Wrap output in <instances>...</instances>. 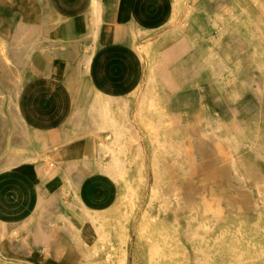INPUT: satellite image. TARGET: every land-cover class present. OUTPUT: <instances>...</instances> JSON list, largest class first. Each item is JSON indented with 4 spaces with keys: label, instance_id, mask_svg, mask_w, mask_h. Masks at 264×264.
Returning a JSON list of instances; mask_svg holds the SVG:
<instances>
[{
    "label": "crops",
    "instance_id": "obj_1",
    "mask_svg": "<svg viewBox=\"0 0 264 264\" xmlns=\"http://www.w3.org/2000/svg\"><path fill=\"white\" fill-rule=\"evenodd\" d=\"M189 6L198 0H0V220L39 217L34 264L74 262L65 248L84 236L87 211L124 191L111 168L132 162L133 182L150 166L147 146L118 144L123 109L134 111ZM13 121L25 127L10 131Z\"/></svg>",
    "mask_w": 264,
    "mask_h": 264
},
{
    "label": "rangeland",
    "instance_id": "obj_2",
    "mask_svg": "<svg viewBox=\"0 0 264 264\" xmlns=\"http://www.w3.org/2000/svg\"><path fill=\"white\" fill-rule=\"evenodd\" d=\"M223 4L234 16L222 12ZM179 16L167 34L165 54L146 73L138 91L139 103L134 111L125 105L128 124L117 137L118 144L125 138L129 150L147 146L150 166L144 161L135 168L133 182L127 181L132 162L129 167L111 168L124 191L111 207L87 215L94 236L91 240L81 236L65 248L67 259L72 256L74 261L67 264H264V0H198V6L184 7ZM228 54L236 76L225 77L223 88L218 89L210 63L219 69L218 60ZM195 58L203 65L199 75L193 70ZM197 84L203 86L207 103L205 127L230 145L237 171L257 205L255 210L233 211L225 204L221 210H204L201 196L207 190L201 188L195 170L189 198L172 183L174 172L180 177L183 167L170 145L181 137L190 140ZM214 118L220 119L218 126ZM13 122L8 129L21 130L20 121ZM124 130L133 135L127 139ZM234 138L245 144L237 146ZM249 141L258 142L259 148H249ZM134 156L137 163L138 155ZM193 205H201L199 218L208 226L189 217L196 209ZM176 214H183L181 222ZM38 218L20 223L0 220V264H34L30 238ZM199 233L204 241L198 242L202 250L195 251L191 241Z\"/></svg>",
    "mask_w": 264,
    "mask_h": 264
},
{
    "label": "bare ground",
    "instance_id": "obj_3",
    "mask_svg": "<svg viewBox=\"0 0 264 264\" xmlns=\"http://www.w3.org/2000/svg\"><path fill=\"white\" fill-rule=\"evenodd\" d=\"M221 7L222 12L228 11L231 16H234V13L231 9H228L227 6H224L223 4ZM230 59L229 54L226 59H219L217 62L219 64V69H216L212 66V63H210L214 85L217 86L218 89L223 88L225 77L232 79L236 76V71L230 65ZM194 61L195 67L193 70L199 75L203 69V65L198 58H195ZM197 85V104L194 112L195 123L192 128H189L187 135L190 140L189 142H186L184 137H181L178 142L174 141L172 145H170V147H174L177 152V158L181 159L183 167V172L180 177L178 173L174 172L173 175L175 176L173 177L172 183L177 187L179 192H187L188 194L186 197L189 198L190 191L194 189V175L192 170H195L198 180L201 182V188L207 190V194L201 196L205 206L204 210L207 208L221 210V206L224 204L225 207L233 211L234 209L240 208L255 210L257 209V205L251 198L248 189L245 188L242 176L237 171L234 159L235 156L230 145L227 144L226 140L218 132L208 130L207 127H205L203 120L207 109V103L205 101L203 86L199 84ZM213 87L214 86H212V88ZM211 120L213 123L215 122L214 124L216 126H218L220 122L219 118ZM22 125L25 127L24 123H22ZM134 135L138 138L135 130ZM234 140L236 141L237 146L245 144V142L238 138H234ZM248 147L257 150V148H259V143L249 141ZM256 155L259 157L260 155L262 156L260 152ZM186 183L188 184L187 187L184 186ZM237 185H240L239 188H242L241 192L237 191ZM167 202H169V198L167 199ZM200 206L201 205H193L192 207L196 209L194 212L190 211L189 217L197 219L199 223L202 222L208 226L207 222H204L199 218L203 214L202 207ZM89 213L90 211H87V215ZM182 216L183 214H176L175 218L178 222H181ZM84 229L86 240H91L94 236V228L91 224L85 223ZM188 238L191 239L192 237ZM203 241L204 235L200 233L198 237L192 239L191 244L195 251L202 250H200L199 247L201 245H199L198 242L202 244ZM28 252H32L31 247H28ZM202 254H205V252H202Z\"/></svg>",
    "mask_w": 264,
    "mask_h": 264
}]
</instances>
